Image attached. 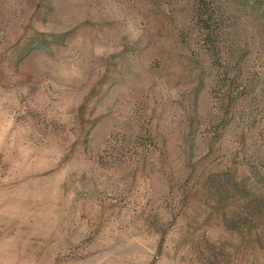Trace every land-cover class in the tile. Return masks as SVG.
<instances>
[{
	"label": "rangeland",
	"instance_id": "rangeland-1",
	"mask_svg": "<svg viewBox=\"0 0 264 264\" xmlns=\"http://www.w3.org/2000/svg\"><path fill=\"white\" fill-rule=\"evenodd\" d=\"M0 264H264V0H0Z\"/></svg>",
	"mask_w": 264,
	"mask_h": 264
}]
</instances>
